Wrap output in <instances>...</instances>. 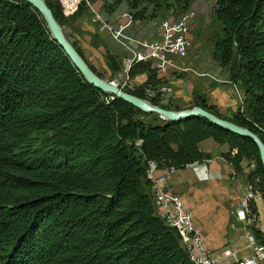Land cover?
<instances>
[{
    "label": "trees",
    "instance_id": "1",
    "mask_svg": "<svg viewBox=\"0 0 264 264\" xmlns=\"http://www.w3.org/2000/svg\"><path fill=\"white\" fill-rule=\"evenodd\" d=\"M44 1L63 27L70 17L63 2ZM122 1L105 0L102 8L111 14ZM190 1L179 0L184 12ZM148 5L159 3L131 1L132 19L143 20ZM213 14L224 26L213 57L226 65L233 47L249 97L231 118L196 92L185 108L201 107L264 143V0H216ZM105 57L117 73L116 57ZM141 74V84L122 90L167 110L185 109L171 98L161 102L158 89L167 81L149 63L128 72L130 79ZM209 138L227 145L220 157L264 205V169L253 140L200 116L164 120L99 90L76 69L38 10L24 0H0V264H193L178 232L156 213L146 173L150 161L183 170L211 159L198 146ZM244 161L252 165L247 172ZM247 208L252 234L264 245L253 198Z\"/></svg>",
    "mask_w": 264,
    "mask_h": 264
},
{
    "label": "rangeland",
    "instance_id": "2",
    "mask_svg": "<svg viewBox=\"0 0 264 264\" xmlns=\"http://www.w3.org/2000/svg\"><path fill=\"white\" fill-rule=\"evenodd\" d=\"M50 1L54 2L55 0ZM60 1L63 2L64 8L66 7V9L70 10L71 7L73 10V12H68L70 17L62 27L67 39L82 47L83 55H85L87 60L96 64V69L101 73L102 79L114 82L120 88L133 89L135 84L139 83V80L136 76L131 79V81L129 80L126 82L125 77L122 75V62L125 57V51L112 39L110 29L105 27V24H109L108 22L115 21L112 18L113 15L116 20L121 21L123 20L122 15L124 13L132 16L133 12L131 11L129 3L133 0H123L111 14L102 8V4L105 0H82L83 2L80 0L79 2L78 0ZM77 3L78 6L82 4V11L76 15L75 5ZM158 3V7L148 5L146 16L143 19L144 21L141 24L139 23L140 26L139 24L134 25V19L131 17L132 23L130 27L133 26L134 30L132 29V32H134V34H139V36L142 37L156 36L161 21L167 17L168 11L170 10H173V17L175 19L182 16L187 11V13H193L191 20L189 19V25L192 29L191 32L195 47L193 49V46L191 47L188 55L184 59L177 60L178 69L172 68L162 74V76L160 75L168 81L165 84V86L170 87L167 96L171 97V99H175L180 104V107H187L192 105L193 101V98L191 97V89L193 92L203 94L202 92L210 87L218 86L225 89V86H231L237 92V95L236 101L230 103V106L227 103L228 96H225L223 93H216L213 99L218 102L221 98L224 99V106L229 109V113L231 110L233 111L237 108L243 109L245 106V99H248L249 96L245 94L242 80L239 77L240 73L238 74L239 57L237 56L236 51L233 47L230 48V54L228 53V55L223 58L226 65L221 64L218 55L219 58L213 57V53L217 51L219 41H221L224 36V26L215 19L213 14L216 0H191L185 12L179 3V0H169V7L166 6L162 0H158ZM142 5H147V3ZM152 15L155 16L152 17ZM124 19L126 20L125 16ZM136 26L137 30L135 28ZM112 28L116 27L112 25ZM106 53L116 57L120 65V70L117 73H112L109 70L105 57ZM176 90L181 91L182 94L176 96ZM182 110H186V108ZM150 119L151 118L149 117L144 118L145 121H150ZM208 141L215 143L210 138ZM217 145L221 146L219 144ZM243 167L244 171L247 172L252 168V165H249L244 161ZM183 175H187L192 179L194 178L191 169H187ZM236 179L244 181L241 175H236ZM201 185L203 184L195 183L192 188L193 192L201 189ZM234 190L235 192L231 193L232 195L236 194V196L242 198L246 195L244 184H235ZM256 195L259 196L257 201L262 212L260 223V226H262L264 223V205L260 195L255 194V196ZM195 216L196 215H194V217ZM214 216L217 218V221H219L218 215ZM248 251H250V249H248ZM248 251L246 250V252Z\"/></svg>",
    "mask_w": 264,
    "mask_h": 264
},
{
    "label": "built area",
    "instance_id": "3",
    "mask_svg": "<svg viewBox=\"0 0 264 264\" xmlns=\"http://www.w3.org/2000/svg\"><path fill=\"white\" fill-rule=\"evenodd\" d=\"M77 6L78 3L75 5V10ZM66 10L73 12L71 7L70 10ZM122 16L126 18L125 23L115 25L116 28H112V25L109 24H105V27L110 29L112 39L125 51L122 75L126 82L131 81L128 76L129 70L139 62L149 63L158 76L172 68H179L177 60L184 59L193 46L189 25L193 13L189 12L175 19L173 10L168 11L167 17L160 23L158 34L153 37H142L130 32L132 16L125 13ZM168 91H170V87L165 85L158 89L162 103H166L171 98L167 96ZM146 93L149 96L153 95V91L148 89ZM206 164L207 161L191 164L192 171L200 181L210 179ZM158 169L160 168L156 163L150 161L146 173L147 178L153 183L152 195L156 213L164 219L168 226L178 232L180 244L187 251L193 264H221V259L230 256L231 252L225 250L223 256L219 257L212 255L207 250L201 230L195 224L192 209L187 207L180 196L171 191L168 186V176L174 172V169H163L162 174L156 175ZM253 197L254 195L250 192L240 203L239 209L235 211V217L238 220L252 221L247 215V202ZM229 264H264V245L259 244L253 238L251 255Z\"/></svg>",
    "mask_w": 264,
    "mask_h": 264
},
{
    "label": "crops",
    "instance_id": "4",
    "mask_svg": "<svg viewBox=\"0 0 264 264\" xmlns=\"http://www.w3.org/2000/svg\"><path fill=\"white\" fill-rule=\"evenodd\" d=\"M112 18L115 21L108 22L109 25L115 26L120 23L126 22L124 17L122 21L116 20L114 15L112 16ZM143 21L144 20L136 19L134 20L133 24L134 25L139 23L141 24ZM135 28L137 30V26ZM132 29L133 26L129 28L130 32H132ZM191 39L193 43V47H192L193 49L195 46L193 42L192 32H191ZM80 48L82 50L81 46ZM85 59L87 60V58ZM87 61L89 62L90 65H92L96 69V64H94L89 60ZM137 78L139 80L138 81L139 83L135 84V86L141 84L145 80L146 75L141 74L138 75ZM170 79L173 80L172 78ZM219 92L223 93L225 96H228L227 103L229 106L230 103H234V101H236L237 92L231 86H225V89L220 88L218 86L210 87L204 90V92L202 93L205 95L209 104H213L216 107H218L217 108L218 112L221 115L224 114L222 116L226 118H231L238 108L233 111L231 110L230 112L231 114H230L229 109L224 106V99L221 98L219 101L220 103L215 99H213L214 95ZM175 94L176 96H178L181 95L182 92L176 90ZM191 97L193 98L192 89H191ZM171 102L175 106L180 105L173 98L171 99ZM198 146L200 150L204 152H209L212 155V158L207 160V164H206L207 172L210 175V179L206 181L198 180L196 174L192 171L191 165H188L183 170H174V172L169 174L167 180L168 186L171 189V191H173L174 193L180 196V198L187 207H190L192 209L193 215H196L194 217V221L196 226L201 230L202 237L205 241L207 250L210 251L212 255L219 257L223 256V251L225 250L231 252L230 256L223 257L220 262L222 264H227V263L229 264L237 259L248 257L251 255L252 241L254 238L252 231L250 229L252 225V221L238 220L235 217V211L239 209L242 200L250 194V189L243 180L236 179V176L232 175L233 171L230 165L222 157H220V153L225 152L227 150V145L224 144L218 146L217 144L213 142H209L208 139H206L200 142ZM187 169H191V171L193 172V176H194L193 179L187 175L186 176L183 175ZM163 172H164L163 169H158V171L155 174L159 175L162 174ZM195 183L196 184L201 183L203 185H201L202 186L201 189H198L193 192L192 188L195 185ZM235 184L245 185L246 195L243 198L236 196V194L235 195L231 194L235 192L234 190ZM258 197H259L258 195L253 197L256 202L259 213L257 227L262 231H264V223L262 226H260L262 212L260 210L257 201ZM214 215H218L219 221H217V218H215ZM248 249H250V251H248ZM246 250L248 252H246Z\"/></svg>",
    "mask_w": 264,
    "mask_h": 264
},
{
    "label": "water",
    "instance_id": "5",
    "mask_svg": "<svg viewBox=\"0 0 264 264\" xmlns=\"http://www.w3.org/2000/svg\"><path fill=\"white\" fill-rule=\"evenodd\" d=\"M32 5L36 10H38L43 16L47 27L54 38L55 41L64 49L68 57L70 58L73 65L81 73V75L86 79L87 82L98 88L99 90L111 94L121 100H124L131 105L139 108L143 112L154 113L159 116V118L171 121H181L189 117L200 116L205 118L209 123L217 126L223 130L229 131L231 133L237 134L239 136L250 138L256 144L259 150L260 161L264 169V143L259 139V137L248 130L245 127L239 126L232 123L231 121L217 117L216 115L205 111L201 107L194 106L193 108L186 110H167L159 106L152 105L145 99L139 98L132 95L122 88L118 87L114 82L106 81L100 78L96 73H94L87 63L82 59V57L77 53L76 49L70 43V41L65 36L62 27L56 21L51 9L48 7L44 0H24Z\"/></svg>",
    "mask_w": 264,
    "mask_h": 264
}]
</instances>
